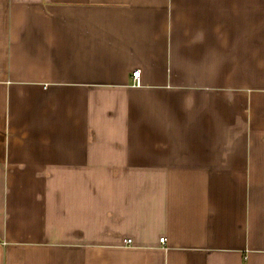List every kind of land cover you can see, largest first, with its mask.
Returning <instances> with one entry per match:
<instances>
[{"label": "crops", "instance_id": "0c3cea01", "mask_svg": "<svg viewBox=\"0 0 264 264\" xmlns=\"http://www.w3.org/2000/svg\"><path fill=\"white\" fill-rule=\"evenodd\" d=\"M0 264H264V0H0Z\"/></svg>", "mask_w": 264, "mask_h": 264}, {"label": "built area", "instance_id": "2783aa9c", "mask_svg": "<svg viewBox=\"0 0 264 264\" xmlns=\"http://www.w3.org/2000/svg\"><path fill=\"white\" fill-rule=\"evenodd\" d=\"M133 78L136 81V83L139 85L140 84V70H135L133 72ZM161 241H164V239L162 238ZM128 243H131V240L128 241Z\"/></svg>", "mask_w": 264, "mask_h": 264}]
</instances>
